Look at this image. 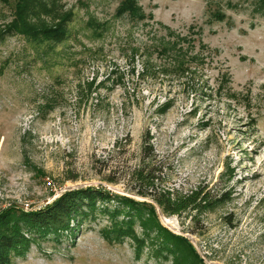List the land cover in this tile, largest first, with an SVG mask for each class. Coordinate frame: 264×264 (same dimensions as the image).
<instances>
[{
  "label": "rangeland",
  "instance_id": "1",
  "mask_svg": "<svg viewBox=\"0 0 264 264\" xmlns=\"http://www.w3.org/2000/svg\"><path fill=\"white\" fill-rule=\"evenodd\" d=\"M36 1L26 19L65 35L0 39V211L102 187L152 203L159 224L204 264H264V0ZM14 4L0 0V34ZM144 135L145 165L161 188L228 200L198 216L168 215L131 191ZM72 225L12 264L175 259L154 253L153 229L138 251L128 236L107 240L99 212ZM134 230L146 237L139 223Z\"/></svg>",
  "mask_w": 264,
  "mask_h": 264
},
{
  "label": "trees",
  "instance_id": "2",
  "mask_svg": "<svg viewBox=\"0 0 264 264\" xmlns=\"http://www.w3.org/2000/svg\"><path fill=\"white\" fill-rule=\"evenodd\" d=\"M5 1V0H2ZM34 2V3H33ZM15 0L14 18L1 31L0 39L6 34H21L39 43L62 41L65 32L59 27L48 29L39 22L27 20L29 7L34 10L39 6L36 0ZM40 26V27H38ZM152 149L149 135H144L142 144V164L131 172V179L139 183L132 188L135 194L153 200L168 215L186 210L195 211L198 216L228 200V195H216L204 192L199 187L187 194L163 189L158 184V176L145 165ZM109 182H115L108 179ZM110 203H115L111 205ZM96 212L104 214L110 225L102 230L107 240L121 241L125 236L135 240L140 251L145 239L150 238L146 229L156 231L158 247L155 254L167 250L175 255L171 264H204L191 246L182 238L167 232L158 222L152 203L140 201L126 195L109 191L102 187L87 186L63 192L50 203L37 210H24L17 206H8L0 211V264H12L13 257L25 255L32 243L52 234L58 237L64 231L73 229V221L80 224ZM139 223L147 232L146 237L137 236L134 225Z\"/></svg>",
  "mask_w": 264,
  "mask_h": 264
}]
</instances>
